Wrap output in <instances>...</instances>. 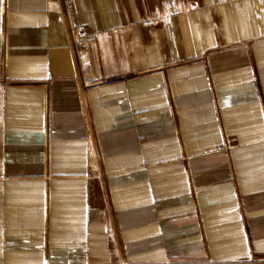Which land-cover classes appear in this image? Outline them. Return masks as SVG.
Instances as JSON below:
<instances>
[{"label": "crops", "instance_id": "crops-1", "mask_svg": "<svg viewBox=\"0 0 264 264\" xmlns=\"http://www.w3.org/2000/svg\"><path fill=\"white\" fill-rule=\"evenodd\" d=\"M0 264H264V0H0Z\"/></svg>", "mask_w": 264, "mask_h": 264}, {"label": "built area", "instance_id": "built-area-1", "mask_svg": "<svg viewBox=\"0 0 264 264\" xmlns=\"http://www.w3.org/2000/svg\"><path fill=\"white\" fill-rule=\"evenodd\" d=\"M71 37L74 50L76 51V53H78L80 48L85 44V38L83 34L77 31L76 29L72 30Z\"/></svg>", "mask_w": 264, "mask_h": 264}]
</instances>
